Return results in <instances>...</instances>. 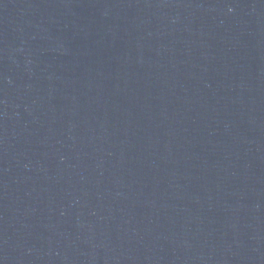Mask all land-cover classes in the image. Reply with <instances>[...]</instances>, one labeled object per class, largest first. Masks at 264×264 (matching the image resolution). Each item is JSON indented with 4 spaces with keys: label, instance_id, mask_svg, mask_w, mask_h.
<instances>
[{
    "label": "water",
    "instance_id": "water-1",
    "mask_svg": "<svg viewBox=\"0 0 264 264\" xmlns=\"http://www.w3.org/2000/svg\"><path fill=\"white\" fill-rule=\"evenodd\" d=\"M0 264H264V0H0Z\"/></svg>",
    "mask_w": 264,
    "mask_h": 264
}]
</instances>
